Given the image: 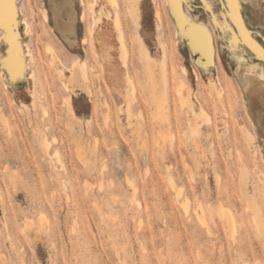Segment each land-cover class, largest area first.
I'll return each mask as SVG.
<instances>
[{
	"label": "rangeland",
	"instance_id": "obj_1",
	"mask_svg": "<svg viewBox=\"0 0 264 264\" xmlns=\"http://www.w3.org/2000/svg\"><path fill=\"white\" fill-rule=\"evenodd\" d=\"M58 1L11 0L18 48L23 54L27 38L35 79L49 69L52 79L45 95L38 83L35 108L30 79L6 87L0 75V264H264V136L246 81H258L260 71L241 81L210 18L223 10L228 27L264 66V0H117L127 43V66L119 62V70H129L136 85L117 83L121 93L91 41L86 52L84 7L73 0L76 43L63 40L65 46L56 36L55 44L67 65L77 56L87 62L91 95L80 87L64 90V77L49 65L42 14L47 7L53 24ZM27 3L35 11L33 40L19 21L18 8ZM185 14L207 25L210 59L190 43ZM8 26L0 22V37ZM103 30L118 64L117 32L108 23ZM4 41L0 52L9 38ZM149 64L167 99L162 112L148 97ZM181 79L209 123L191 107L173 104ZM68 93L72 107L64 102ZM41 131L53 140L49 151L60 150L59 159L46 152Z\"/></svg>",
	"mask_w": 264,
	"mask_h": 264
},
{
	"label": "bare ground",
	"instance_id": "obj_2",
	"mask_svg": "<svg viewBox=\"0 0 264 264\" xmlns=\"http://www.w3.org/2000/svg\"><path fill=\"white\" fill-rule=\"evenodd\" d=\"M100 1L101 0H92L91 1L90 7H89L91 9L90 19H89L88 18L87 2H86V0H81V3L84 7V11L81 15V19L83 21H85L86 29L88 30V37L83 38L82 41L85 44L86 52L88 51V44L90 41H91V44H93L95 46V48L97 49L98 54L100 56V59L102 60V64H103L104 68L107 70V76L109 77V79L112 83V88L115 89L116 91H118L119 93H121V89L116 85L117 83L119 84L120 82L124 81L125 85L131 83L132 88H134L136 86V85H134L135 83H133V80L131 79L129 70H125L123 73L119 70V64L120 63L123 66H127V43L125 40V31L123 30L122 18H121L119 9L117 8V6H118L117 0H105V2L112 7V10H108L106 7V4L104 2L100 3ZM97 5H99V8H97ZM134 6L135 5H131V12L136 10ZM5 9H6V11L4 12V14L0 15V22L8 20L9 26H8V28H5L3 30L2 37H0V43L1 44L5 43L4 39H6V38H9V42L8 41L6 42L8 44L6 45L5 50L3 52H0V75H1V77H3L4 85L6 87H9L10 84L15 83L17 80H19L21 78L26 77L27 79H30L32 82L31 97H32L33 105L36 108L39 106L38 105L39 97L37 95V92L39 90L38 83H42L40 85V89L42 91V94H44L47 90V89H45V83L48 81L49 77L51 76V70L49 69L47 71V73H45L44 75H41V76L38 75L37 80L35 79V73H34L33 68H32V60L29 59V57H28V53L30 51L29 40H27V38L25 40H23L24 47H25L23 54L17 46L18 45V39H19V36H18L19 31H18V29H15L12 26L14 21L16 20V17L14 16V14L16 15V13L11 8V0H6ZM18 9H19L18 12L20 13V14L18 13L20 15V17H19L20 24L24 26V31L27 34L29 33L30 40H33L34 29H33V27H31L32 25L29 22V20H30L29 18H30V15H32V14L34 15L33 12H35V11L33 10L30 3H27L26 8H22V6H21V8L19 7ZM42 15H43L42 21L45 24H44V26L41 27L42 28L41 30L45 36H43V37L41 36L42 38L41 37L40 38L43 40L44 37H47V39H46L47 40L46 51L48 52V55L50 54V59H48L49 65L51 67L55 68L58 71V73L64 77V90H66L67 92L70 93L71 91L75 90L77 87H80L82 89L88 90L90 95H91L92 91L90 90V86H89V83H91V75H90V72L88 70L87 62L85 60H83L82 58H80V56H77L76 58H74L73 62L70 65H67L66 63H64L62 57L57 52L56 44H55L56 43L55 41H57V40H55L56 36H59V38L61 39V42H59V43H61V44L63 43L65 46H67L65 44V42L69 46H73L76 43L77 11H76V8L73 4V0H59L58 1V3L56 4V6L54 8V15L52 18L53 24H51L49 22V12H48L47 7H43V14ZM187 15L185 16L186 17V19H185L186 20V30H187V33L189 36L190 43L199 52L206 54L207 57L210 59L211 53L209 51V43H208V41H207V39L203 33V29H205V28L208 29L207 25L205 24L204 21H201V20L196 21L195 19H193L189 15L188 16ZM222 15H225V12L223 10L221 12L210 13V18H211L214 26L217 27L221 31L222 36L225 37L227 40V45L232 51V57L237 62V70H236L237 74H238L237 76L241 79V81H243L244 77L255 74L256 70L260 71L257 74L258 78H259L258 81L252 80V79H247L246 81L251 86V90H250L251 92L250 91L247 92V93L250 92L249 93L250 94L249 95V98H250L249 101H251L250 108H251V110H253L252 113L256 116L257 125H258L257 127L259 129V132H260V134H262L264 136V66L263 65L259 66L253 60L252 54L243 45L242 39L240 38L238 33L235 30L228 27L225 19L222 18ZM35 16H37V15H35ZM39 19H41V18H39ZM104 23H108L117 32V40H118V44H119V53H118L119 61H118V64L112 62V59H113L112 46L108 45L106 43V40L104 37L106 32H104V30H103V24ZM14 25H15V23H14ZM16 25H17V23H16ZM34 27L36 28V26H34ZM38 27L39 26H37V28ZM36 31H38V30H36ZM26 33L24 35H26ZM107 34H108V32H107ZM40 35H38V36H40ZM15 36H17L18 39ZM36 39H38V41H39V37H37ZM38 41L36 43H38ZM61 47H62V45H61ZM89 50H90V48H89ZM66 53H68V51ZM146 55L148 58L151 57L147 52H146ZM60 64H62V66L67 69V71H65L64 68H61ZM149 69H150V77H151L152 82H151V88L147 90L148 97H149V99L155 100L157 102L159 112H162L163 110L166 109L165 104L167 102V99L163 94H161V85H160V82L157 81L156 78L154 77L155 73L153 72V66L151 64H149ZM159 75H160L159 80H161V82L165 86L166 80H167L166 79L167 78L166 73L162 72ZM209 81H211L212 85H215L214 84L215 82L218 85H221L219 83V81L214 79V78H210ZM243 82H245V81H243ZM244 84H247V83H244ZM215 87H216V85H215ZM256 89L260 90V92H257ZM69 93L65 96L64 102L68 106L72 107L73 98H72V95ZM177 95H178L177 97H174V103L173 104L180 107V109L183 106L184 107L189 106L193 109L194 114H196L198 118L204 117V118H206L207 123L210 122L209 116H207L205 114L202 107L200 108V111H197L193 108L194 106H192L191 98H190L189 93L187 91V86H186V82L184 81V79H181V82L179 83V86L177 89ZM45 108L43 109L44 112H46ZM203 124H204V122H203ZM48 127H50V126H48ZM48 127H46V128L48 129ZM198 128L199 127L196 126L195 131H197ZM46 131L47 130H45V133H46ZM72 132H73V130H72ZM41 133H42V131H41ZM81 134H82L81 132H80V134H78V135H80L79 139H80V137H82L84 135V134L83 135H81ZM46 135L47 134L42 133V135L39 137L41 139L43 145H44L46 152L48 154H50L53 158L56 156L58 157L59 156L58 152L60 150L59 151L56 150L53 152L49 151L51 149L49 141H51V140H48ZM76 136L77 135H75V137ZM55 138L56 137H54V140H55ZM56 139H58V138H56ZM81 140H82V138H81ZM52 141H51V145H52ZM75 141H77V140H75ZM62 142H63V140H62ZM77 142H76V144L78 145ZM57 143H59V142H57ZM78 146H80V145H78ZM84 146L85 145H83V147ZM77 148H79V149H77V153H78L79 152L78 150H81L82 147H77ZM81 152H82V150L79 152V154ZM83 152H82V154L78 155V158H80V156L84 157ZM86 153L87 152H85V156H86ZM60 157H61V154L58 157V159ZM86 158H85V162H86ZM61 160H62V158H61ZM80 161L83 162L84 159L83 160L80 159ZM63 164L64 163L62 161L61 165H63ZM171 183H172V186L174 187V189H176L177 194L180 195L181 189L176 186L174 181H171ZM181 203H182L181 205H183L185 210H187L189 208L188 204L186 205V202L182 201ZM204 217H205V215H204ZM229 222H231V220H229Z\"/></svg>",
	"mask_w": 264,
	"mask_h": 264
},
{
	"label": "snow or ice",
	"instance_id": "obj_3",
	"mask_svg": "<svg viewBox=\"0 0 264 264\" xmlns=\"http://www.w3.org/2000/svg\"><path fill=\"white\" fill-rule=\"evenodd\" d=\"M6 0H0V15H3L6 11L5 9ZM261 55H264V51L261 52Z\"/></svg>",
	"mask_w": 264,
	"mask_h": 264
}]
</instances>
